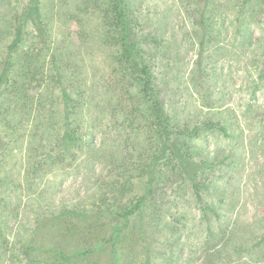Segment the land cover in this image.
Masks as SVG:
<instances>
[{"label":"rangeland","instance_id":"1","mask_svg":"<svg viewBox=\"0 0 264 264\" xmlns=\"http://www.w3.org/2000/svg\"><path fill=\"white\" fill-rule=\"evenodd\" d=\"M30 1L0 0V264H264V0H125L169 141L110 0Z\"/></svg>","mask_w":264,"mask_h":264},{"label":"trees","instance_id":"2","mask_svg":"<svg viewBox=\"0 0 264 264\" xmlns=\"http://www.w3.org/2000/svg\"><path fill=\"white\" fill-rule=\"evenodd\" d=\"M110 2L111 8L114 12V15L111 19L115 23L116 31L120 36L124 62L133 74L139 73L143 78L144 93L149 96V98L153 102V108L155 110V120L158 125V129L160 133L165 137V139L169 141L172 136V132L169 130V117L164 111L163 104L158 100L156 92L154 91V87H152V76L142 58L140 49L135 45V41L132 39L135 34L136 21L132 17L125 0H110ZM36 6L37 0H31L29 8H33L36 11ZM28 18H33L31 9H26L24 14L21 15L19 21L16 24L15 37L7 50L6 69L4 71L5 75L8 72V67L12 62L15 51L17 50V48H19L26 37V21L28 20ZM33 21L35 22V20ZM35 27L40 39L44 41V29L39 20L35 22ZM40 39L38 41L39 44H37V49L39 51H43V41H41ZM67 136L73 138V134L70 135V133H68ZM169 149L171 151V154H175L177 159L180 160V163H177V165L181 169H184L186 173H190V171H188L187 162L183 159L182 156L178 155L176 146H172ZM194 185L195 190L198 193L200 188L198 184L195 183Z\"/></svg>","mask_w":264,"mask_h":264}]
</instances>
